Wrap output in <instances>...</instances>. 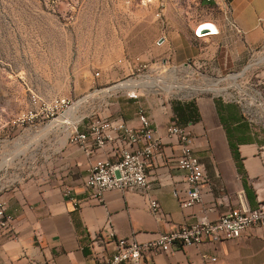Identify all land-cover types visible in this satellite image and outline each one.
Wrapping results in <instances>:
<instances>
[{"label": "crops", "instance_id": "crops-1", "mask_svg": "<svg viewBox=\"0 0 264 264\" xmlns=\"http://www.w3.org/2000/svg\"><path fill=\"white\" fill-rule=\"evenodd\" d=\"M202 7L209 11L204 23L213 24L218 33L201 38L182 32L169 35L165 40L169 41L175 62L183 64L191 59L205 64L222 59L236 63L264 44V0H212L209 4L202 2ZM227 8L239 33L224 21ZM107 61L101 60L103 64ZM120 97L97 114L120 118L135 128L138 109L142 108L161 141L160 153L146 171L147 189L106 192L102 203H96L90 199L84 181L90 164L103 157L102 151L87 157L64 140L36 168L32 179L5 187L1 192L0 200L14 218V229L7 235L0 233V264H98L90 246L96 238L106 239L109 232L116 239L146 244L202 217L216 220L236 209V197L240 194L249 209L264 206V138L254 140L246 134L241 141L232 142V133L225 127L223 114L213 99L201 97L153 110L152 101H132L123 94ZM170 119L189 127L194 155L204 169L202 202L188 210L179 207L186 189V173L175 166L179 147L167 137ZM230 144L239 155L241 173ZM103 151L106 153L108 148ZM66 190L70 196H66ZM149 200L157 201L166 221L159 222L152 216ZM248 233L251 236L234 241L145 257L142 264H264V241L259 238V231L253 229ZM100 251L109 257L114 249L108 245Z\"/></svg>", "mask_w": 264, "mask_h": 264}, {"label": "rangeland", "instance_id": "rangeland-1", "mask_svg": "<svg viewBox=\"0 0 264 264\" xmlns=\"http://www.w3.org/2000/svg\"><path fill=\"white\" fill-rule=\"evenodd\" d=\"M145 2L0 0V194L32 179L51 150L66 141L71 126L121 98L127 83L156 79L153 88H138L139 101L154 102L153 110L211 98L232 142L246 134L264 138V62L255 64L264 56V44L236 63L175 62L165 39L180 32L194 37L209 11L201 0ZM122 57H137L147 69L132 72L127 64H117ZM103 58L108 59L104 64ZM23 84L45 99L65 98L70 108L53 121L20 125L28 105ZM214 84L217 90L192 89Z\"/></svg>", "mask_w": 264, "mask_h": 264}, {"label": "built area", "instance_id": "built-area-1", "mask_svg": "<svg viewBox=\"0 0 264 264\" xmlns=\"http://www.w3.org/2000/svg\"><path fill=\"white\" fill-rule=\"evenodd\" d=\"M201 1L212 2V0ZM226 11L225 23L237 31L229 9L227 8ZM217 33L218 31L213 35ZM194 37L201 38L195 35V30ZM124 63L132 72L141 73L147 69V65L137 57L124 58L117 62L118 65ZM98 76L99 74L96 73L95 77ZM23 86L28 94V105L17 120L20 125L36 126L53 121L70 108L65 98L45 99L26 84ZM138 90L136 88L120 91H123L126 99L137 101L141 97ZM85 119L82 117L71 126L72 130L68 133L66 142L69 146L82 150L87 157L102 151L103 157L90 164L84 181L85 188L90 190V199L96 203H102V196L106 192L146 190L148 184L146 171L154 156L160 153L161 141L156 138L153 124L145 111L142 108L138 109V126L135 128L127 126L120 118L111 119L94 115L88 122H84ZM65 125L70 126V123ZM81 127L83 131L79 132L78 129ZM166 133L167 137L176 141L179 147L175 166L186 173V189L179 199V207L182 210H188L202 202L204 169L194 155L192 133L188 126L180 125L175 119H170ZM106 148L108 151L105 153L103 150ZM65 194L70 196V191L66 190ZM236 199V209L226 212L216 220L210 221L202 217L192 224L181 225L161 234L146 244H138L131 239H116L114 233L109 232L106 239L96 238L90 246L94 250V260L98 264H142L145 257L170 254L174 249L201 244H218L238 240L243 236H251L248 231L253 229L259 231V238L264 241V206L249 209L242 194ZM148 206L157 221H166L167 216L161 211L157 201L149 200ZM13 226L14 218L7 213L6 203L0 200V233L10 234L14 229ZM108 245L112 246L114 251L106 257L100 250Z\"/></svg>", "mask_w": 264, "mask_h": 264}, {"label": "bare ground", "instance_id": "bare-ground-1", "mask_svg": "<svg viewBox=\"0 0 264 264\" xmlns=\"http://www.w3.org/2000/svg\"><path fill=\"white\" fill-rule=\"evenodd\" d=\"M155 0H146L145 3H152L154 2ZM209 24V27L208 28H212V30H217L212 24L208 23ZM264 62V56L262 58H260L257 62H255V64H259V63H262ZM237 76H234L232 77V79H235ZM160 82V81H159ZM165 82H163L164 84ZM166 84V83H165ZM156 85V79L154 80H151L149 79V82L145 81H141V82H135V83H127V84H123L121 87L124 88V90H134L136 88H153L154 86ZM176 86V85H175ZM170 88H173V87H169L168 89ZM174 88H177V89H181L180 86H176ZM217 84H214V85H211L209 87H206V88H192L193 91H205V90H217ZM75 106H78V104L76 103ZM70 110L68 111V114H69ZM71 124V123H70Z\"/></svg>", "mask_w": 264, "mask_h": 264}, {"label": "water", "instance_id": "water-1", "mask_svg": "<svg viewBox=\"0 0 264 264\" xmlns=\"http://www.w3.org/2000/svg\"><path fill=\"white\" fill-rule=\"evenodd\" d=\"M208 27H209L208 23H202V24L198 25L195 29V35L199 36V37H203V36H207V35H211V34L213 35L217 32V30H212V28H208Z\"/></svg>", "mask_w": 264, "mask_h": 264}, {"label": "trees", "instance_id": "trees-1", "mask_svg": "<svg viewBox=\"0 0 264 264\" xmlns=\"http://www.w3.org/2000/svg\"><path fill=\"white\" fill-rule=\"evenodd\" d=\"M230 149L232 151V155H233V158L234 160L236 161V165H237V170H238V173H241V166H240V163H239V155L237 153V150L236 148L230 144Z\"/></svg>", "mask_w": 264, "mask_h": 264}]
</instances>
